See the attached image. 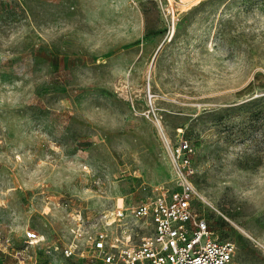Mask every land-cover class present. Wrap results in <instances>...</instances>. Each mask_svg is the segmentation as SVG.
Instances as JSON below:
<instances>
[{
  "label": "rangeland",
  "instance_id": "374dc122",
  "mask_svg": "<svg viewBox=\"0 0 264 264\" xmlns=\"http://www.w3.org/2000/svg\"><path fill=\"white\" fill-rule=\"evenodd\" d=\"M180 135L193 211L264 264V0H0V264H97Z\"/></svg>",
  "mask_w": 264,
  "mask_h": 264
},
{
  "label": "built area",
  "instance_id": "2783aa9c",
  "mask_svg": "<svg viewBox=\"0 0 264 264\" xmlns=\"http://www.w3.org/2000/svg\"><path fill=\"white\" fill-rule=\"evenodd\" d=\"M191 151L189 141L178 136L171 149L172 187L168 182L157 184L152 195L103 213L105 226L113 229L88 235L97 264H239L233 259V241L214 237L206 220L192 209L196 194ZM38 239L36 232L25 231L26 242ZM76 249L71 242L62 253L69 257Z\"/></svg>",
  "mask_w": 264,
  "mask_h": 264
}]
</instances>
